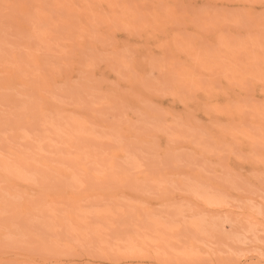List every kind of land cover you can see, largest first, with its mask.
I'll list each match as a JSON object with an SVG mask.
<instances>
[{
  "label": "bare ground",
  "instance_id": "1",
  "mask_svg": "<svg viewBox=\"0 0 264 264\" xmlns=\"http://www.w3.org/2000/svg\"><path fill=\"white\" fill-rule=\"evenodd\" d=\"M225 176H264V0H0V264H239Z\"/></svg>",
  "mask_w": 264,
  "mask_h": 264
},
{
  "label": "rangeland",
  "instance_id": "2",
  "mask_svg": "<svg viewBox=\"0 0 264 264\" xmlns=\"http://www.w3.org/2000/svg\"><path fill=\"white\" fill-rule=\"evenodd\" d=\"M180 177H182V176H180ZM226 177V176H225ZM234 177V178H233ZM227 178V180H231V182L232 183H234V185H233V195H228L230 198H232V199H236L237 201L236 202H238V203H240L239 201H240V199L242 200V196L240 197V195L238 196V194H236V193H238V192H236V191H239V193L242 191V193H240V194H242V195H244L245 194V198L243 197V200H246V203L248 204V205H245L244 206V209L245 208H247V206H249L248 207V209L250 208V210H254V211H256V216H255V219L254 218H251L250 216H247L246 217V215H244L242 212H240L241 210L239 209V207H240V205L237 207V203L235 202V201H232V199H231V201L229 200V198L226 196L225 197V199H226V202H224L225 203V205L227 206V205H229V206H227V208H229V210H228V212H229V214L226 212V211H219V212H221L219 215H218V213L216 214V215H214V213L213 212H211V214L209 213V212H207V214H206V212H204V211H200L199 212V214L201 213V212H204L202 215L204 216V215H207V218L204 216V217H202V218H204L203 220H206V221H208V220H211L210 221V224L212 223V221L214 220L215 222H216V220L218 221L217 222V224L219 225V223H220V226H221V228H220V226H218L217 225V229L218 228H220L221 230H222V228L224 229H227V232H225L226 234H228L229 232H232V228H231V231H229L228 232V228L229 227H231V226H237L236 228L237 229H239V230H241L240 231V234L241 235H243L242 236V238L243 237H245V238H243V240L242 241H244L245 242V244H244V246H245V249L244 248H240V247H236L235 245H233V244H228V245H230V246H228V245H225L226 244V242H225V244H224V242L223 243H217L216 244V248L217 247H219L218 249L220 250V251H218V252H221V249L223 248V250H228V252H232L233 254H234V251H235V253H237V252H239V253H237V254H240L241 255V258H240V261H239V264H241V263H243L244 261V263L243 264H251V263H253V262H255L256 261V258H255V256L256 257H258L259 258V260H260V263L261 264H264V247H262V248H258L257 247V249H256V246L257 245H255V244H259V246H261V244H263V246H264V185L262 186V184H264V176H262V179L260 178V180H257V181H254V180H244V179H241L240 177H238L237 178V176H230V177H226ZM233 178V179H232ZM235 178H237V179H235ZM238 179H240V180H238ZM242 180H244L243 182H244V184H243V182H242ZM170 181H173V180H170ZM236 181H238V182H236ZM239 182H240V184H239ZM247 184H246V183ZM173 184V183H172ZM175 184H177L176 182H175ZM239 184V185H238ZM236 185V186H235ZM245 185V186H244ZM179 186H181V185H179ZM253 186V187H252ZM261 187V188H260ZM239 190H238V189ZM242 188V189H241ZM245 188H247V189H245ZM251 188V189H250ZM254 188V189H253ZM241 190V191H240ZM248 190V191H247ZM253 190H255V191H253V193H252V191ZM245 191V192H244ZM259 191H260V193H259ZM236 192V193H235ZM255 192V193H254ZM263 193V194H262ZM234 194H235V196H234ZM261 194V195H260ZM246 195H247V197H248V200L249 201H247V197H246ZM249 195V196H248ZM259 196V197H258ZM240 199H239V198ZM262 197V198H261ZM243 200H242V202H243ZM231 202V205H232V203L234 204V202L236 203V204H234V205H232V207L233 206H236L237 207V209H239V210H237L236 209V207H233L234 208V210H237V211H239L240 213L239 214H241L240 216L238 215V212H236V214L238 215H236L235 216V213L234 212H231L232 210H233V208L230 206V203L228 204V202ZM242 202H241V204H242ZM245 202V201H244ZM243 202V204H242V206L244 205V204H246V203H244ZM227 203V204H226ZM263 203V204H262ZM231 207V208H230ZM242 208V211H243V207H241ZM231 209V210H230ZM198 212V211H197ZM216 212V211H215ZM224 212V213H223ZM197 215V217L198 218H200L201 219V216L202 215H200V217L198 216V213L196 214ZM243 215H244V217H243ZM213 216V217H212ZM211 219H210V218ZM214 218H216V219H214ZM223 220V221H222ZM224 220H227V221H229V223H227V222H225V224L223 223L224 222ZM214 221H213V223H214ZM222 222V223H221ZM231 222V223H230ZM224 224V225H223ZM213 225V224H212ZM231 225V226H230ZM238 225H241L242 227H241V229L240 228H238V227H240V226H238ZM216 226V225H215ZM215 226H214V228H215ZM236 228L233 230V231H237L236 230ZM246 229V230H248L249 232H251L250 233V237H249V234L246 232V230H244V229ZM215 229V231L217 232V231H220V232H218V233H220V234H224L225 235V233H221V232H223V230L221 231L220 229ZM224 229V230H225ZM226 231V230H225ZM245 231V232H244ZM236 233H238L239 234V231L238 232H236ZM243 233V234H242ZM244 233H245V235H244ZM230 235H232V233H229ZM239 234V235H240ZM230 235H228V236H230ZM234 235L236 236V234L234 233ZM240 235V236H241ZM248 235V236H247ZM234 236V237H235ZM234 237H232L231 236V238H233L234 239ZM247 237V238H246ZM236 238V237H235ZM241 237H239L238 235H237V238H236V240H238L239 239V241L242 239H240ZM207 244H209V243H207ZM218 244H220V245H218ZM210 245V244H209ZM221 245L222 246H225L226 247V249L224 248V247H221ZM232 245V246H231ZM255 245V246H254ZM234 246H235V248H234ZM233 247V248H232ZM255 249H254V248ZM232 249H233V251H232ZM237 249V250H236ZM240 250V251H239ZM223 253V252H222ZM236 254V255H237ZM240 255H239V257H240ZM253 256V258L250 260V258ZM76 257V258H75ZM74 258H73V261H75L76 263H78V262H82V260H83V258H81L80 256H75ZM238 257V256H237ZM238 257V258H239ZM247 257H249V259H247V260H245V258H247ZM78 258V259H77ZM80 258V259H79ZM242 261V262H241ZM106 264H109V263H106ZM122 264H134V262L132 261V260H127V261H125V263H122ZM143 264H160V263H157V262H154V263H149V262H143Z\"/></svg>",
  "mask_w": 264,
  "mask_h": 264
}]
</instances>
